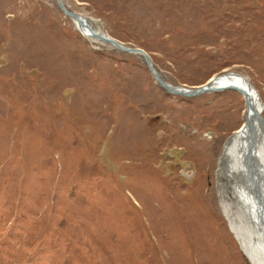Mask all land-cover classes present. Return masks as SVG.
<instances>
[{
    "label": "rangeland",
    "instance_id": "rangeland-1",
    "mask_svg": "<svg viewBox=\"0 0 264 264\" xmlns=\"http://www.w3.org/2000/svg\"><path fill=\"white\" fill-rule=\"evenodd\" d=\"M63 1L166 82L233 71L264 106V0ZM81 34L56 0H0V264H249L217 175L244 98L171 94Z\"/></svg>",
    "mask_w": 264,
    "mask_h": 264
},
{
    "label": "bare ground",
    "instance_id": "bare-ground-1",
    "mask_svg": "<svg viewBox=\"0 0 264 264\" xmlns=\"http://www.w3.org/2000/svg\"><path fill=\"white\" fill-rule=\"evenodd\" d=\"M87 18L94 24V27L97 29L98 26L97 24H95L94 19L90 17ZM73 22L77 27V21L73 20ZM81 32L83 34H87L86 31L82 29ZM232 73L233 74H231V76L227 75V77L224 76L223 78L219 79L222 81L215 82L214 80H216V78L214 77L207 83H212L214 81L215 84L222 85L224 83L232 82L236 86L235 88L238 90L240 89L239 86L244 85V78L246 77L238 73ZM226 89L228 88H223L222 90ZM236 92L242 94L240 91ZM262 124V121H253L252 138L254 140L253 158L261 168L262 175H264V128L262 127ZM231 137V141H229V143L226 145V155L224 158L226 160L230 158L235 160L236 166L238 165V168H236V170L228 172L231 177L237 178L236 174L241 175V167L242 171L244 168L245 160L244 156L241 153L242 151L243 153H245V151L248 149L249 145L247 144V141L249 139L248 137H246L245 132L241 130V127L236 130ZM233 180L234 184H232L230 188L226 187V194L230 200H225V198H223L224 196H221L222 211L224 213V216L226 217V221L231 232L233 233L239 246L241 247V250L249 258V264H264V236L262 234L264 232V229L261 224L262 221L259 217L258 210L256 209V204L253 202L254 199L247 193L249 192L250 187L248 185L247 188H243L240 183V179ZM229 201H231V203Z\"/></svg>",
    "mask_w": 264,
    "mask_h": 264
},
{
    "label": "water",
    "instance_id": "water-1",
    "mask_svg": "<svg viewBox=\"0 0 264 264\" xmlns=\"http://www.w3.org/2000/svg\"><path fill=\"white\" fill-rule=\"evenodd\" d=\"M58 3L59 8L61 11L68 17H71L77 21V25L80 29L86 31L88 36L92 37L93 39L99 40L101 42L109 43L110 45L116 47L117 49L127 52V53H133L142 55L144 58L150 72L152 73L153 77L157 81L158 84H160L164 89H166L170 93L174 94H180L185 96H194L198 95L204 92H212V91H220L223 88H232L236 89L234 83H224L222 85L215 84V82H219L222 80H219L220 78H223L224 76L227 77L231 76L229 73L225 75H219L212 83L203 84L198 87L193 88H183L180 86H174L168 82H166L161 74L156 70L154 67L152 60L149 56V54L142 48L139 47H133L128 46L122 43L121 41L109 36L102 30L94 29L92 25L90 24L89 20L81 15L78 12L70 11L64 4L63 0H56ZM98 24L101 25V23L98 21ZM86 34V35H87ZM220 85V86H218ZM240 91L245 99V105H246V116H245V123L243 124L241 130L245 132L246 137H248L247 144L248 149L243 153L244 156V168L242 171L241 167V175H238L240 179V183L243 188H247L249 185V196L254 199V203L256 204V209L258 210L259 217L261 218V224L264 229V175H262V170L259 167L258 163L253 158V152H254V140L252 138L253 134V121L257 120L259 122L262 121V127L264 128V117L261 114L262 106L259 101V96L255 88L248 82L246 78H244V85L239 86ZM237 90V89H236ZM246 183V186H245ZM253 185V187H252ZM252 189V190H251ZM251 191V192H250ZM250 203V202H249ZM264 236V232L262 233Z\"/></svg>",
    "mask_w": 264,
    "mask_h": 264
}]
</instances>
